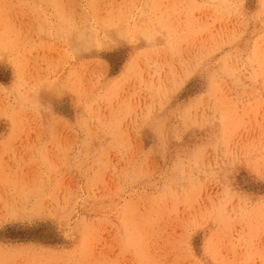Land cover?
I'll return each instance as SVG.
<instances>
[{
    "label": "rangeland",
    "instance_id": "obj_1",
    "mask_svg": "<svg viewBox=\"0 0 264 264\" xmlns=\"http://www.w3.org/2000/svg\"><path fill=\"white\" fill-rule=\"evenodd\" d=\"M0 264H264V0H0Z\"/></svg>",
    "mask_w": 264,
    "mask_h": 264
},
{
    "label": "trees",
    "instance_id": "obj_2",
    "mask_svg": "<svg viewBox=\"0 0 264 264\" xmlns=\"http://www.w3.org/2000/svg\"><path fill=\"white\" fill-rule=\"evenodd\" d=\"M7 238L14 241L20 240V242L37 241L50 245L60 243L55 233L53 234L50 228L44 225L38 228H29L27 230L9 228Z\"/></svg>",
    "mask_w": 264,
    "mask_h": 264
}]
</instances>
